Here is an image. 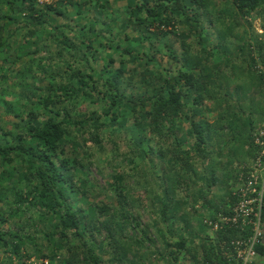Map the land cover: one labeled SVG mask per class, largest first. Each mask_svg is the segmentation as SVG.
I'll return each instance as SVG.
<instances>
[{
	"label": "trees",
	"instance_id": "obj_1",
	"mask_svg": "<svg viewBox=\"0 0 264 264\" xmlns=\"http://www.w3.org/2000/svg\"><path fill=\"white\" fill-rule=\"evenodd\" d=\"M95 1L99 17L94 18L93 24L117 23L118 20L120 26L114 34L105 27L93 32L94 25L90 23L84 26L69 23L56 25V19L48 17L62 18L68 11H74L80 17L84 11L82 8L90 0H56L51 3L0 0L4 11L0 12V83H6L10 74H13L10 79L17 81V93L13 94L15 101L2 98L10 91L6 85L1 87L0 84L3 113L16 118L10 129L0 126V168L17 173L15 180L11 174L0 176V203L4 202L7 193L14 197L9 204L4 203L9 213L0 215V225L14 217L18 209L14 204H30L37 207L39 216L57 218L44 236L57 238L63 247L58 256L43 255L41 262L43 258L50 262L56 258L53 264H72L82 251L85 264H107L92 243L102 230L112 242L117 234L113 229L114 221L111 223L110 219L116 217V221H128V216L132 215L131 211L128 214L129 198L118 201L110 219L102 216L109 212L107 205L98 208L99 216L91 220L81 206L68 202L67 185L76 178L77 168L85 167L87 162L101 172V163L92 152L86 153L83 160L64 157L65 146L81 141L89 149L88 142H91L97 146V154L107 156L100 144L99 132L102 128L114 127L104 116L110 121H117L129 108L134 127L143 126V129L127 147V153L121 157V165H116V159L110 164L111 174L115 176L111 185L117 189V197L129 196L127 177L136 180L141 172L143 181L149 184L146 170L134 163L131 157L135 153L145 156L157 153L166 171L158 185L163 221L172 217L169 211L175 205L178 189L194 194V203L200 200L216 211L219 206L211 205L208 194H213V187L226 186L229 171L225 167L231 166V159L244 156V145L251 135L250 129L243 130L245 119L238 115L236 105L231 102L226 90L231 84H237L247 94L255 81L264 86V77L257 69L258 65H264V42L255 38L256 58L249 53L243 55L246 46L248 51L252 50L249 41L234 40L242 41L238 47L230 43V36L241 26L238 17L243 19L263 9L264 0H219V3L216 0H128L125 7L115 11L122 12V16L115 18L104 12L111 7V0ZM215 25L218 29L213 31ZM178 32L183 38L177 36ZM214 35L217 39L215 43L211 41ZM41 36L44 39L40 40ZM234 37L236 39V35ZM9 40L17 43V48L10 47ZM126 42L129 44L123 46ZM13 55L15 59L9 62ZM157 55L165 57L168 66L155 70L152 82L144 88L145 93L130 91L135 84L124 74L133 68L141 71L155 68ZM23 57L26 60L20 63L21 71L3 75L5 69ZM241 58L244 62L237 69L233 59ZM100 60L104 62L100 63ZM246 62L248 75L243 64ZM40 63L43 65L40 66ZM223 68L226 72L222 71ZM29 71L32 74L27 78ZM37 71L41 73L37 74ZM35 81L40 84L45 82L46 85H35ZM157 82L160 85H156ZM149 92L151 94H147ZM204 103L217 112V118L212 123L207 118L194 120L208 110ZM91 104L99 105L102 114L90 119L79 117L78 111ZM86 122H91L92 134L89 128H85ZM185 122L188 128L184 143L176 138V133ZM76 129L81 137L74 133ZM87 133L92 136L89 140L86 139ZM213 139L236 144L229 147V159L225 164L214 162V153L208 148ZM151 142L153 145H150ZM186 142H189L191 151L185 148ZM112 143L113 156L118 144L115 141ZM256 153L248 151L246 156L251 158ZM124 163L132 165V173L125 172ZM195 164L207 166L208 174L203 176L197 172ZM151 169V173H156L155 168ZM216 171L221 172L220 178L215 177ZM6 181L10 186L5 184ZM196 181H201L204 189L197 186ZM134 202L132 200V205ZM26 227L22 224V228L12 233L0 230V250L3 256L6 255L0 264H13L15 260L17 264H27L31 254L24 252L25 246H32L35 236L26 232ZM103 244L106 246L105 242ZM171 247L176 251L185 250L186 256L195 257L194 249L186 248V241L182 238L172 243ZM207 248L211 251L208 244ZM214 257L218 259L217 255Z\"/></svg>",
	"mask_w": 264,
	"mask_h": 264
},
{
	"label": "rangeland",
	"instance_id": "obj_2",
	"mask_svg": "<svg viewBox=\"0 0 264 264\" xmlns=\"http://www.w3.org/2000/svg\"><path fill=\"white\" fill-rule=\"evenodd\" d=\"M56 0H40L42 3H51ZM111 7L106 9V12L109 17L115 18L116 16H122V12L116 13L115 11L120 9L121 7H125L128 3V0H111ZM219 3V0H216ZM222 5V2H221ZM83 14L80 17L75 15L74 11H68L66 15L62 18L55 17L49 15L48 17H53L56 19L57 24L69 23L70 25H80L84 26L86 23H90V25H94L93 32L100 30L101 27H105V29L112 30L113 34L114 31L117 30L118 26H120L119 21L117 23L113 22H106L103 24L99 22V24H93L94 18L99 17V11L96 5L95 0H90V3L86 4L85 7L82 8ZM0 12H4L0 7ZM88 18V19H87ZM104 17H101L103 19ZM119 19V18H118ZM239 20V25L234 34L230 36V43L233 44L235 47H238L242 41L234 42V40L244 39L250 42L252 50L248 51V47L246 46L243 55H251L256 58V50L254 46L255 38H259L264 42V11L261 13H253L251 15L246 16L243 19ZM208 26V23L205 24ZM179 31L181 30L180 27L177 28ZM218 27L215 25L213 31H216ZM257 34V36H256ZM107 36V33L105 34ZM177 36L183 38L180 32L177 33ZM258 38V39H259ZM39 39H44L42 36ZM211 41L215 43L217 41L215 35L211 38ZM211 42L210 47L213 46ZM9 46H15L17 48L18 44L14 43L13 40H9ZM129 43L126 42L122 44L123 46L128 45ZM138 50L140 47L136 46ZM237 52V51H236ZM239 55L240 52H237ZM114 54V52H113ZM15 59V55L9 58V62H12ZM106 59V58H104ZM157 61L154 63L153 69L148 70H139L137 68H133L129 71V73L124 74V77L131 79L132 84L134 83L135 86L130 89L132 92L141 93L146 90L144 88L152 82V76L155 70L159 67V69H165L168 65L166 63V58L161 57L159 55L156 56ZM26 60L25 57L22 60H18L17 63L10 66V68L5 69L3 72L4 76H8L9 73L15 71H21V62ZM240 59H233L237 65V69H239V65L241 64ZM243 61V59L241 58ZM104 62V60H100V63ZM244 62V61H243ZM98 63V62H97ZM99 64V63H98ZM159 64V65H157ZM245 67H247V62L243 63ZM43 63H40L42 66ZM100 65V64H99ZM258 67V66H257ZM223 72L225 68H223ZM41 73V71H37V74ZM32 72H27L26 77L29 78ZM13 74H10V77ZM226 75H228L226 73ZM8 80L6 79V83L1 82L2 85H6L10 91V94L3 95V99L13 100V94L17 93V81L15 78ZM33 83V81H31ZM34 84V83H33ZM40 84L38 81H35V85ZM43 86L46 85L45 82H42ZM40 84V85H42ZM156 85H160V82H157ZM231 88L227 90L228 96L232 99L233 104L243 103L247 101V96L242 94V90L239 87H234V84L230 85ZM264 90V86L262 88ZM151 94V92L147 93ZM239 101V102H236ZM246 103V102H245ZM248 103V101H247ZM191 106V104L189 105ZM204 106L207 107V111L203 116L196 117L194 120H199L203 118H207V120L212 123L217 118V112L212 111L209 109V104L204 103ZM125 109V108H124ZM93 112V113H92ZM130 110L125 109L124 114L117 120V121H110L109 118L104 116L107 121L114 127H106L100 129V144L104 147L107 152V156L104 154H97L95 146L93 143L88 142L89 149L87 145L78 142H71L67 146H65V155L69 159H79L83 160L85 154L88 152L93 153V157L98 159L99 163H101V172L97 169L95 165H90L89 163H85V167L77 168L75 171L76 178L72 180V184L67 185L66 197L68 202L71 204H77L81 206L89 219L93 220L98 215V208L103 205H107L109 212L106 215H102L106 219H110V216L114 213V206H117L118 201L123 202L127 198V208L130 209L132 212L131 216H128V221L123 219H118L117 221L114 219L113 229L116 231V238L114 240H109L108 235L105 230H102L101 234L96 238V241L92 243L94 249L99 253L102 260L105 261L107 264H175V263H184V264H202L205 262H221L220 256L216 259L211 251H208L207 245H205L204 235L207 232L206 228L203 225V219L205 214H210L211 212L215 213L223 205L230 201L231 198V187L230 183H232L234 179V175L236 174V170L239 166L246 164L247 162L251 161L255 158L251 157L248 158L247 156L242 157L241 159H231V166L228 168L225 167V170L229 173V176L226 179V186H216L212 188V195H209V198L212 201L211 205L219 206V209L214 211V209L210 206L204 205L200 200L194 203L192 199H194V194H188L186 190L178 189L177 195L174 198L175 205L169 211V214L172 217H169L167 221H163L159 204H160V195L161 191L158 188L160 179L162 178L163 174L166 173L164 169V164L161 162L160 157L157 153L155 155L145 156L142 153H135L134 163L139 164L143 170H146V180L149 184H146L143 181V174L138 173L136 180L131 178H126L127 186L129 189V196L126 198L123 196L117 197V189H114L112 181L114 179V174L112 173V168L110 167L111 162L113 159H116V165H121V157L127 153V147L130 143H133V140L136 138V135L141 131L143 126H140L138 129L134 127L130 114ZM79 117H85L86 119L96 118L97 115L102 114V110L99 105L91 104L85 108H81L78 111ZM239 116L246 119V122L249 120L248 112H239ZM16 121L11 114L6 115L3 113V110L0 106V126L4 129H10L12 124ZM255 124L253 129L250 127L251 135L249 137L248 142L244 145L245 153L251 151L253 153L258 152L259 147L251 146V139L253 137V133L258 128L259 123L252 120ZM85 128H89V133L92 134V125L91 122H86ZM188 128L187 123L181 124L180 128L176 133V138L179 139L181 142L185 143V133ZM76 135L81 137L76 130H74ZM89 133L86 134V139H90L92 137ZM113 141L118 144V150L111 155L113 151ZM172 141V138H171ZM227 140L223 142H219L217 139H213L209 144V150L214 153L213 159L214 162L217 164H225L229 157H227V153L229 151V147H233L236 144L234 143H227ZM133 145V144H132ZM150 145H153L151 142ZM144 150H146V143L143 144ZM185 148L190 150L189 142H186ZM248 148V149H247ZM257 149V150H256ZM132 150L135 151L136 148L132 146ZM121 155V156H120ZM254 155V154H253ZM191 156L194 158L195 156L191 153ZM196 161V158H194ZM108 163H104V162ZM85 162V161H84ZM125 164V163H124ZM18 166V165H17ZM132 165L125 164V172H131ZM139 167V169H141ZM20 167H18L19 169ZM156 169V173H151L152 169ZM178 169V168H177ZM194 169L203 174V176L208 174L207 166L203 167L200 164H195ZM151 170V171H150ZM8 172V173H7ZM3 171L0 168V176H6V174H11L13 179L17 177V173L15 171ZM178 173V172H177ZM221 172L216 171L215 177L220 178ZM197 186L204 189V185L201 181H196ZM7 186H10L8 181L5 182ZM71 187L74 189L71 190ZM103 190V191H102ZM102 191V192H101ZM105 191V192H104ZM4 202L0 203V215H7L9 212L7 211V206L4 203L9 204L13 201V195L11 193H7ZM133 195V196H132ZM132 196V197H131ZM207 198V197H206ZM132 200H135L134 204L132 205ZM15 207H18L14 217L9 219L6 223L0 225V230L12 233L13 231L17 230V228L21 227L22 224H26L27 227L24 230L28 233L34 234L35 236V243L32 246L26 245L25 251L27 254H31L29 257L27 264H50L55 263L56 258L50 262L49 259L43 258V262L40 259L43 255L48 256H58L61 248L63 247L62 243L57 239H49L44 235L49 232L50 228L55 224L57 218H49L47 215H38L37 207L32 205H21L17 206L14 204ZM10 208V207H9ZM138 223V228L136 227ZM83 226H81L82 228ZM136 227V228H135ZM184 239L189 245L188 249H194L193 253L195 255L189 256L185 255L184 251H176L174 247H171L172 243L174 244L179 239ZM116 240L119 242L117 243ZM106 243V246L103 244ZM186 243V244H187ZM167 244L169 246H167ZM2 250H0V261L6 255H2ZM34 251V254L33 252ZM123 253V254H122ZM175 253L177 255H175ZM82 251L80 252V257L77 260H74L72 264H85V259L82 257ZM85 260V261H84ZM174 262V263H173ZM13 264H17L15 260Z\"/></svg>",
	"mask_w": 264,
	"mask_h": 264
},
{
	"label": "built area",
	"instance_id": "obj_3",
	"mask_svg": "<svg viewBox=\"0 0 264 264\" xmlns=\"http://www.w3.org/2000/svg\"><path fill=\"white\" fill-rule=\"evenodd\" d=\"M257 69L264 77V65ZM251 146L259 150L254 159L237 168L230 183V201L203 219L205 243L221 262L202 264H255L264 212V117L253 133Z\"/></svg>",
	"mask_w": 264,
	"mask_h": 264
},
{
	"label": "crops",
	"instance_id": "obj_4",
	"mask_svg": "<svg viewBox=\"0 0 264 264\" xmlns=\"http://www.w3.org/2000/svg\"><path fill=\"white\" fill-rule=\"evenodd\" d=\"M264 11L263 9H259L257 11H255L254 13H262ZM257 36V34H256ZM259 38V36H258ZM260 39V38H259ZM243 59V58H242ZM236 60V59H235ZM240 63H242V60H239ZM246 71V75H248V66L244 68ZM234 87H238L237 84H234ZM231 88L230 86L228 87V89ZM239 88V87H238ZM263 87H261V85H259L258 81H255V85L251 88V91L247 94H245L242 91V94H244L245 96H247V101L243 102V103H239L236 104L235 108L237 113L239 112H248L249 120L246 122V119L243 122V130L244 131H249L250 127L253 129L254 126V122L252 121L254 119V121L256 120L257 123H261L262 118L264 117V90H262ZM227 89V90H228ZM226 90V92H227ZM242 90V89H241ZM239 102V101H236ZM256 125V124H255ZM246 156V153L244 152V156ZM187 243V242H186ZM191 246V244H186V248H189L188 246ZM205 245H207L205 243ZM257 251V255L254 258V263L255 264H264V212H263V216H262V239L260 244L257 246L256 248Z\"/></svg>",
	"mask_w": 264,
	"mask_h": 264
}]
</instances>
